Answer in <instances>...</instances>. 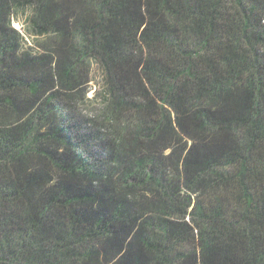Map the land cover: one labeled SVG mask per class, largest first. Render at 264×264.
<instances>
[{"label": "trees", "instance_id": "16d2710c", "mask_svg": "<svg viewBox=\"0 0 264 264\" xmlns=\"http://www.w3.org/2000/svg\"><path fill=\"white\" fill-rule=\"evenodd\" d=\"M0 264H264V0H0Z\"/></svg>", "mask_w": 264, "mask_h": 264}, {"label": "rangeland", "instance_id": "374dc122", "mask_svg": "<svg viewBox=\"0 0 264 264\" xmlns=\"http://www.w3.org/2000/svg\"><path fill=\"white\" fill-rule=\"evenodd\" d=\"M23 15H24V14H23ZM23 15H22V18H24ZM15 26H16L18 29H20V30L23 31V28H22L21 24L15 23ZM26 36H27V38H28L29 41H32V38H31L30 36H28V35H26ZM93 85L96 87L95 82H93ZM93 92H94V91H92L91 95H93Z\"/></svg>", "mask_w": 264, "mask_h": 264}]
</instances>
